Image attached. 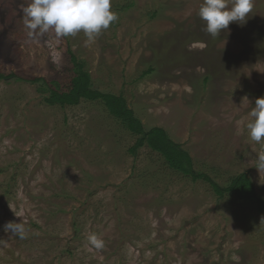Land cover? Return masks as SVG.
Here are the masks:
<instances>
[{"label":"rangeland","instance_id":"1","mask_svg":"<svg viewBox=\"0 0 264 264\" xmlns=\"http://www.w3.org/2000/svg\"><path fill=\"white\" fill-rule=\"evenodd\" d=\"M28 2L0 0V264H264L255 202L219 196L147 145L134 156L139 136L101 99L45 100L72 87L74 55L94 90L164 129L196 172L222 188L247 173L264 201V144L247 129L264 97V0L215 37L203 0H111L116 19L91 40L31 31Z\"/></svg>","mask_w":264,"mask_h":264},{"label":"clouds","instance_id":"2","mask_svg":"<svg viewBox=\"0 0 264 264\" xmlns=\"http://www.w3.org/2000/svg\"><path fill=\"white\" fill-rule=\"evenodd\" d=\"M252 8L253 0H203L198 14L206 23L205 31L215 37L231 23L245 21ZM22 12L25 27L33 32L51 28L58 35L69 36L83 31L90 40L116 19L111 0H29ZM250 116L247 124L250 139L264 144V97L255 100ZM256 168L264 170V152L257 154ZM4 231L24 238L21 222H7ZM88 240L96 248L103 246L96 235Z\"/></svg>","mask_w":264,"mask_h":264},{"label":"trees","instance_id":"3","mask_svg":"<svg viewBox=\"0 0 264 264\" xmlns=\"http://www.w3.org/2000/svg\"><path fill=\"white\" fill-rule=\"evenodd\" d=\"M72 61L76 63L77 67V76L72 81V87L68 91L51 90L49 97L45 99L49 105H76L80 103L81 99L103 100L109 113L120 119L128 131L139 136L136 144L130 150L134 156L137 155L138 149L147 145L153 151L161 154L171 169L188 175L195 181L203 179L210 183L221 197L225 193H233L241 201L255 202L259 211L264 215V201L257 196L254 184L247 173H242L234 178L229 186L222 188L209 175L196 172L190 154L171 139L164 129L153 128L146 131L141 120L135 117L134 111L127 106L126 100L122 96L94 90L91 77L83 71V65L76 62L74 55ZM4 78L5 76L0 73V80Z\"/></svg>","mask_w":264,"mask_h":264}]
</instances>
